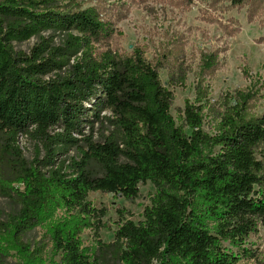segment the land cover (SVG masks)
Instances as JSON below:
<instances>
[{"label":"trees","instance_id":"trees-1","mask_svg":"<svg viewBox=\"0 0 264 264\" xmlns=\"http://www.w3.org/2000/svg\"><path fill=\"white\" fill-rule=\"evenodd\" d=\"M195 1L211 10L203 9L201 19L229 36L240 32L239 22L219 21L214 13L248 5L252 22L264 3L172 0L175 7ZM129 12L125 4L0 0V196L17 205L5 220L0 215V237L20 257L7 262L0 245V264H44L47 244L24 240L41 226L62 264L257 260L248 241L264 227V112H254L264 82L238 91L224 105L216 133H207L206 82L222 63L220 50L202 51L197 99L184 109L188 134L171 113L174 93L160 77L168 68L169 85H185L182 37L155 61L144 46L127 53L117 24ZM33 38L30 50L16 49ZM20 136L34 144L31 161ZM148 182L155 194L144 220L123 219L113 243L100 242L99 255L87 254L83 232L98 234L107 215L88 200L90 193L135 201Z\"/></svg>","mask_w":264,"mask_h":264},{"label":"rangeland","instance_id":"rangeland-1","mask_svg":"<svg viewBox=\"0 0 264 264\" xmlns=\"http://www.w3.org/2000/svg\"><path fill=\"white\" fill-rule=\"evenodd\" d=\"M77 3L82 8L95 6L98 3H105L109 7L116 4H125V7H129L130 12L127 18L117 24V29L122 32L120 45L127 53H131L136 46H144L146 57L150 61L157 60L167 44L182 37L180 42L186 53L184 62L189 69L185 85L170 86L168 68L160 70V77L163 85L174 93L171 113L176 123L185 127L188 134L190 130L183 120L184 109L187 102H195L197 99L196 74L202 51L220 50L222 63L221 69L206 82V85L210 86L208 100L204 101L208 105L204 120V130L207 133H216L221 115L225 110L224 105L238 91L250 90L257 82H264V3L257 8L252 22L249 21L250 6L248 5L229 11L220 9L214 13L219 21L226 22L229 18H234L239 22L240 32L234 36L225 34L219 24L201 19L203 9L211 11L206 2L195 1L188 7L186 5L175 7L172 0H146L141 4H135L132 0H77ZM36 42L37 39L33 38L15 46L18 50L28 51ZM261 95V100L254 110L258 114L264 112V91ZM99 138L97 133L96 139ZM19 145L26 159L31 161L34 156L33 142L20 136ZM71 155H75V152ZM139 188L140 197L135 201H128L121 194L90 193L88 200L95 207L106 210L107 215L103 219L105 226L98 234L92 229L83 232L82 245L87 254L99 255L100 242L113 243L115 232L123 219L132 220L135 223L144 220V211L151 205L155 187L148 182L145 185L140 184ZM16 209L17 205L14 201L0 196V215L3 220ZM62 215L63 213H58V217ZM2 239L3 237H0V245L6 250V261L19 262L18 253L12 250L9 242H4ZM24 240L47 244L44 264H62L61 254H57L54 250L44 227H38L28 233ZM248 243L253 245L259 256L255 261L240 264H264V227H261L259 234L252 236ZM111 263L114 264V261L111 260Z\"/></svg>","mask_w":264,"mask_h":264}]
</instances>
